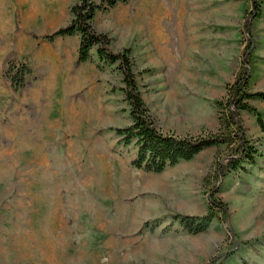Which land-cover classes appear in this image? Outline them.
<instances>
[{
  "label": "rangeland",
  "instance_id": "obj_1",
  "mask_svg": "<svg viewBox=\"0 0 264 264\" xmlns=\"http://www.w3.org/2000/svg\"><path fill=\"white\" fill-rule=\"evenodd\" d=\"M74 3L0 0V264H264V240L251 243L264 237V156L221 183L216 197L228 218L184 232L172 216L207 214L214 183L205 177L217 149L162 173L131 165L136 149L111 131L131 124L117 66L95 51L77 64L79 35L43 39L69 23ZM252 7L127 0L99 11L92 25L113 52L131 49L158 127L199 135L218 130L215 101L247 65L249 39L250 89L264 91V0L260 18ZM10 59L38 80L15 91L4 75ZM252 104L264 115V101ZM241 116L249 136L264 138L255 116Z\"/></svg>",
  "mask_w": 264,
  "mask_h": 264
},
{
  "label": "trees",
  "instance_id": "obj_2",
  "mask_svg": "<svg viewBox=\"0 0 264 264\" xmlns=\"http://www.w3.org/2000/svg\"><path fill=\"white\" fill-rule=\"evenodd\" d=\"M119 1L127 0H75L70 9L69 23L45 35L43 39L54 42L59 37L79 35L77 64L91 61L92 52L95 51L100 62L117 66L123 76V93L129 106L131 124L111 128V131L118 138L117 144L123 147L133 146L136 149V155L131 160L133 167L146 172L162 173L183 161L195 159L206 149H217L214 174L205 177L207 184L214 183L210 188V205L207 214L203 216L174 214L172 216V222L178 223L184 232L193 235L203 233L210 228L220 213L224 217L228 215L227 204L216 197L224 179L233 173L246 172L248 168L256 167L264 156V138L254 139L249 136L241 116V112L244 111L255 116L257 125L264 136V115L252 104L255 100L264 101V91L250 89L251 70L248 62L252 55L250 53L253 48L252 39H249L246 49L245 63L247 65L237 73L233 84L227 85V97L215 101L219 121L218 130L203 132L199 135L165 132L158 127L144 101L133 69L131 49L125 48L121 52H113L108 36L96 32L93 28L92 23L96 14L103 9L114 7ZM261 2L262 0H252L253 7L250 14L255 19L260 18L262 14L261 11L258 12L261 10ZM249 27H247L248 30ZM4 75L15 91L25 89L38 80L28 64L14 59L7 62ZM166 228L167 231L170 229V227ZM262 239L264 240V237H258L251 243H260ZM219 262L215 260L209 264H219Z\"/></svg>",
  "mask_w": 264,
  "mask_h": 264
}]
</instances>
